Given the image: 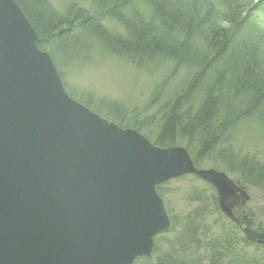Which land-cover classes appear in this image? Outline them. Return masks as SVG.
<instances>
[{
  "label": "water",
  "instance_id": "obj_1",
  "mask_svg": "<svg viewBox=\"0 0 264 264\" xmlns=\"http://www.w3.org/2000/svg\"><path fill=\"white\" fill-rule=\"evenodd\" d=\"M190 174L236 222L244 188L72 98L20 6L0 0V264L150 260L171 228L157 187Z\"/></svg>",
  "mask_w": 264,
  "mask_h": 264
},
{
  "label": "trees",
  "instance_id": "obj_2",
  "mask_svg": "<svg viewBox=\"0 0 264 264\" xmlns=\"http://www.w3.org/2000/svg\"><path fill=\"white\" fill-rule=\"evenodd\" d=\"M135 1L93 0V8L100 16L105 14L113 19H120L126 31V36H121L110 33L102 26L100 16L89 15L85 10L71 7L67 16H60L50 9L47 0H15L35 29L37 44L42 50L53 45L54 51L56 49L60 53V42L81 34V42L86 48L89 38H93L103 48L120 57L140 60L168 56L177 65L190 68H187L189 72L195 71V76L192 74L186 77L187 85L176 99L168 100L159 108L158 126L150 141L160 147L183 146L197 167L204 155L210 153L216 145L217 135L231 125V120H236L238 115L247 116L264 106V48L252 42L249 45L234 40L235 43L227 42L233 25L229 19H221L220 10L215 9L213 4H208L202 15L210 36L206 48L202 50L194 38H190L191 31L208 35L203 31L204 27L198 30V25H194L190 28L183 20L182 13L175 9L177 4L182 5L181 0H146L152 7V15L148 19H143L134 11L130 18L122 16L121 9L129 5L135 7ZM231 3L238 2L228 0L225 5ZM196 10L198 15L201 10ZM222 21L227 23L223 24ZM243 26L245 25H241V30L244 29ZM235 32L241 33L238 30ZM215 39L224 40L220 47L215 45ZM219 58L226 64L220 72L227 74L226 69H230L225 91L221 93L222 98L216 95L222 91L224 84L215 82L208 97L194 110L193 103L189 100L205 80L212 60ZM187 74L188 71L185 72ZM231 88L235 89L232 96L223 97ZM155 97H158L157 93ZM234 98L238 99L240 114H234L236 109H232L236 106ZM186 103L188 106L183 109ZM221 104L225 110L219 119L218 109ZM111 118L120 127H134L131 122H124L120 114H112ZM135 128L140 131L138 127ZM249 158H243L239 164L241 180L233 181L242 187L245 184L264 190V161ZM188 176L198 179L196 175L190 174L177 180ZM166 184L157 187L161 197L166 192ZM205 184L212 193L207 196L206 191L192 190L186 193V200L195 205L182 214L179 222L167 209L171 219L169 232L155 237L152 259H139L134 264H264V228L247 227L241 230L239 223L228 220L220 213L214 189ZM211 217L214 220L209 226L207 222Z\"/></svg>",
  "mask_w": 264,
  "mask_h": 264
},
{
  "label": "rangeland",
  "instance_id": "obj_3",
  "mask_svg": "<svg viewBox=\"0 0 264 264\" xmlns=\"http://www.w3.org/2000/svg\"><path fill=\"white\" fill-rule=\"evenodd\" d=\"M47 2L50 4V9L60 16H67L71 7L85 10L89 15L100 16L93 8V0H47ZM181 2L182 5L177 4L178 7L175 9L180 14L182 13L183 20L190 28L194 25H198V30L204 27L203 31L208 35L203 36L200 32L198 34L191 31L190 38H194L193 40L202 50L206 48L210 38L208 27L204 26V16H202L208 4H213L216 6L215 9L220 10L221 19L231 21L233 27L229 32L227 42L235 43L234 40L248 45L252 42L264 48V0H233V2L241 3L239 5L231 3L227 6L225 4L228 0H181ZM134 3L135 7L129 5L121 9L122 16L130 18L133 16V11L143 19H148L152 15V7L146 0H136ZM197 8L201 10L198 15ZM99 19L102 26L110 33L126 36L125 28L119 18L113 19L103 14ZM226 23V21L223 22V24ZM241 25H245L243 30L240 29ZM235 30L241 33H234ZM82 37L80 34L73 38L70 37L65 42H60V53L56 52V49L54 51L53 45L45 50L51 53V57L56 61V67L67 93L110 121L112 114H120L124 122H131L134 125L130 128L137 130L135 127H138L140 129L138 132L144 133L143 135L151 140L158 126L159 108L164 106L168 100L176 99V96L187 85L186 77L192 74L195 76L196 72L193 70L189 72L190 68L186 65H177L168 56L141 58L140 60L120 57L103 48L102 44L100 45L93 38H89L88 48H86L81 42ZM223 41L214 40L217 47H220ZM211 57L212 54L208 56L209 59ZM224 66L226 64L221 62L220 58L212 60L205 80L193 98L189 100L193 103L194 110H197L204 98L208 97L215 82L224 84L222 91L220 90L216 95L222 98L221 93L225 91L230 74L229 68L226 69L227 74L220 72ZM186 71H188L187 75H185ZM234 92L235 89L231 88L223 97L232 96ZM156 93L158 97H155ZM233 103L236 105L232 108L236 109L234 114H240L241 111L237 108L238 99L234 98ZM186 106L188 103L184 104L183 109ZM224 110V106L219 105V119ZM251 113L244 117L238 115L236 120H231V125L225 127L217 135L216 145L198 162L197 168L216 169L225 172L232 180H241L239 164L243 158L252 157L258 162L264 161V106ZM232 114L233 112L230 115ZM229 118L227 120H230ZM205 183L199 178L195 180L192 176H188L186 179H175L166 184V192L162 198L166 208L174 215L177 222L183 213L195 205L186 200V193L192 190L206 191V196L212 193ZM242 188L247 191L249 199L236 215L244 225V228L239 226L240 229L264 228V190L245 184ZM208 220L207 223L210 226L214 218L211 217Z\"/></svg>",
  "mask_w": 264,
  "mask_h": 264
},
{
  "label": "flooded vegetation",
  "instance_id": "obj_4",
  "mask_svg": "<svg viewBox=\"0 0 264 264\" xmlns=\"http://www.w3.org/2000/svg\"><path fill=\"white\" fill-rule=\"evenodd\" d=\"M236 223H239V224H240V225H239L240 227L243 225L242 222H240V220H237ZM245 229H246V228H245ZM245 229H244V230H245Z\"/></svg>",
  "mask_w": 264,
  "mask_h": 264
},
{
  "label": "bare ground",
  "instance_id": "obj_5",
  "mask_svg": "<svg viewBox=\"0 0 264 264\" xmlns=\"http://www.w3.org/2000/svg\"><path fill=\"white\" fill-rule=\"evenodd\" d=\"M142 134V133H141Z\"/></svg>",
  "mask_w": 264,
  "mask_h": 264
}]
</instances>
